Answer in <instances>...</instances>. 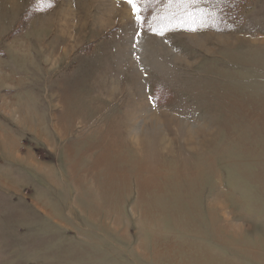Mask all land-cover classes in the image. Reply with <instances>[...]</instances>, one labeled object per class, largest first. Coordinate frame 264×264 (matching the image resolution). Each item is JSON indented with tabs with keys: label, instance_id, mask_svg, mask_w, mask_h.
<instances>
[{
	"label": "rangeland",
	"instance_id": "obj_1",
	"mask_svg": "<svg viewBox=\"0 0 264 264\" xmlns=\"http://www.w3.org/2000/svg\"><path fill=\"white\" fill-rule=\"evenodd\" d=\"M240 4L186 30L169 0H0V264H264V0Z\"/></svg>",
	"mask_w": 264,
	"mask_h": 264
},
{
	"label": "trees",
	"instance_id": "obj_2",
	"mask_svg": "<svg viewBox=\"0 0 264 264\" xmlns=\"http://www.w3.org/2000/svg\"><path fill=\"white\" fill-rule=\"evenodd\" d=\"M241 7L240 0H220V2H213L210 3H201L199 5H192L189 6V14L190 20H186V25L188 28L186 30H192L189 28H198V27H210L214 26L219 22L228 23L229 20L222 17V12L225 11L227 8L229 11L232 12V17L235 16L237 10ZM230 17L229 19H231ZM228 21V22H227ZM177 24H180L179 22ZM190 25V26H189ZM166 27H164L165 29ZM167 28H169L167 26ZM185 28V27H184ZM212 30V29H211Z\"/></svg>",
	"mask_w": 264,
	"mask_h": 264
},
{
	"label": "crops",
	"instance_id": "obj_3",
	"mask_svg": "<svg viewBox=\"0 0 264 264\" xmlns=\"http://www.w3.org/2000/svg\"><path fill=\"white\" fill-rule=\"evenodd\" d=\"M94 2H95V0H94ZM78 4H79V7H81V10H84L85 12L87 11V21L91 22L90 13H91L92 5H93V0H78ZM109 4H111V3H109ZM109 4H108V2L99 4L101 9H103L102 17H104V19L99 20L100 22L104 21L105 25H103V26H106L107 22L109 21L108 18L115 17L116 15H118V18H116V21H115L116 24L118 22H120L122 25L123 24L128 25V23H130L128 21L131 20L130 18L132 17L130 7L129 6L126 7V5H122V4H116L115 2H112L113 5L111 4V6H109ZM111 10H112V12H110ZM74 11H76V10H74ZM160 46L166 47L162 42H160ZM62 51H63V49H62Z\"/></svg>",
	"mask_w": 264,
	"mask_h": 264
},
{
	"label": "snow or ice",
	"instance_id": "obj_4",
	"mask_svg": "<svg viewBox=\"0 0 264 264\" xmlns=\"http://www.w3.org/2000/svg\"><path fill=\"white\" fill-rule=\"evenodd\" d=\"M39 3H48L50 0H38ZM152 0H127V3L133 9V14L137 22L139 23L142 18V13L146 8L151 4ZM170 3H180V4H190V5H199L201 3H210L213 0H169ZM220 2V0H216Z\"/></svg>",
	"mask_w": 264,
	"mask_h": 264
},
{
	"label": "bare ground",
	"instance_id": "obj_5",
	"mask_svg": "<svg viewBox=\"0 0 264 264\" xmlns=\"http://www.w3.org/2000/svg\"><path fill=\"white\" fill-rule=\"evenodd\" d=\"M114 88H112V90H113ZM117 89H118V87H117ZM137 143V142H136ZM153 149V148H152ZM145 183V182H144ZM147 184V183H146ZM150 185V184H149ZM144 186V185H143ZM146 187V186H145ZM150 187V186H149Z\"/></svg>",
	"mask_w": 264,
	"mask_h": 264
}]
</instances>
